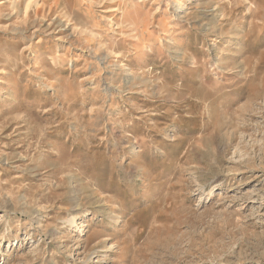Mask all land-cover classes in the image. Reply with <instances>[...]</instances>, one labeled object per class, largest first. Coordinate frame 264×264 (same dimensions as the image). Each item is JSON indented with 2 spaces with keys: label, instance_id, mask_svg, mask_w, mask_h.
I'll return each mask as SVG.
<instances>
[{
  "label": "rangeland",
  "instance_id": "374dc122",
  "mask_svg": "<svg viewBox=\"0 0 264 264\" xmlns=\"http://www.w3.org/2000/svg\"><path fill=\"white\" fill-rule=\"evenodd\" d=\"M0 264H264V0H0Z\"/></svg>",
  "mask_w": 264,
  "mask_h": 264
}]
</instances>
